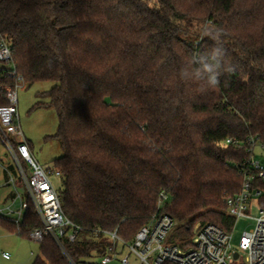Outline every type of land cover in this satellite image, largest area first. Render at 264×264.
I'll use <instances>...</instances> for the list:
<instances>
[{"label":"trees","instance_id":"trees-1","mask_svg":"<svg viewBox=\"0 0 264 264\" xmlns=\"http://www.w3.org/2000/svg\"><path fill=\"white\" fill-rule=\"evenodd\" d=\"M213 31L225 55L209 88L204 65L220 62ZM0 35L25 87L56 83L36 109L57 115L50 139L64 156L53 169L80 228L63 248L45 237L33 264H96L112 247L107 233L132 243L162 192L173 245L189 249L208 224L232 229L226 200L264 146V0H0ZM254 187L264 194L262 181ZM0 226L29 239L42 223L30 204L20 228Z\"/></svg>","mask_w":264,"mask_h":264},{"label":"built area","instance_id":"built-area-1","mask_svg":"<svg viewBox=\"0 0 264 264\" xmlns=\"http://www.w3.org/2000/svg\"><path fill=\"white\" fill-rule=\"evenodd\" d=\"M4 79L13 80L14 84H0V98L8 103L0 107V189L10 187L11 193L4 201L7 206L0 209V219L20 228L31 204L42 226L33 230L29 239L41 244L45 237H51L63 248L61 240L67 237L74 243L80 228L66 217L62 209L60 188L53 182V179L61 182V173L44 169L35 160L24 137L18 106L19 90L25 87V83L13 62L12 44L0 35V80ZM225 144L230 145L232 141L227 140ZM257 146L264 151V146L257 144L254 154ZM5 156L13 162L12 166L6 164ZM245 166L242 189L240 193L228 197L226 204L229 215L235 220L232 229L241 219H254L255 227L243 234L237 249L233 246L232 229L226 231L212 224L199 229L192 246L187 250L170 243V234L176 222L169 215L161 213L169 200V196L162 192L157 214L148 226L137 233L132 243H125L117 231L107 233L112 247L99 263L131 264L130 256L124 254L129 249L136 254L141 264H264V209L258 204L260 215L256 218L248 215L252 200L264 195L261 189L254 187L255 179L264 183V160L254 159L245 163ZM17 178L26 190V198L20 194ZM69 228L73 231L67 232ZM242 255H246L245 260ZM0 257L8 261L12 258L9 252L2 251Z\"/></svg>","mask_w":264,"mask_h":264},{"label":"rangeland","instance_id":"rangeland-1","mask_svg":"<svg viewBox=\"0 0 264 264\" xmlns=\"http://www.w3.org/2000/svg\"><path fill=\"white\" fill-rule=\"evenodd\" d=\"M55 86L56 83L43 82L19 90L18 108L24 137L30 146L35 160L46 170H53L54 161L64 156V152L57 141L50 139L58 130L59 122L57 115L53 110L36 109V105L39 102L37 95L48 92ZM255 154L257 160H262L264 151L257 146ZM5 162L7 165H13V162L6 156ZM16 180L20 194L23 198H26L25 188L19 182L18 178ZM53 182L58 189H61V182L58 179H53ZM10 193V187L0 189V209L7 206L6 204L4 205V201ZM248 215L252 218L260 215L257 199L252 200ZM235 226L231 232L234 236L233 246L237 249L243 234L251 231L255 227V221L254 219H241ZM0 251H7L12 256L11 261H5L0 257V264H33L36 258L41 256L39 243L7 230L4 231L1 226ZM124 254L130 256L131 264H141L139 258L131 250L126 249ZM242 257L245 260L246 255H242ZM96 264H100L99 260L96 261ZM112 264L118 263L114 262Z\"/></svg>","mask_w":264,"mask_h":264},{"label":"clouds","instance_id":"clouds-1","mask_svg":"<svg viewBox=\"0 0 264 264\" xmlns=\"http://www.w3.org/2000/svg\"><path fill=\"white\" fill-rule=\"evenodd\" d=\"M205 34L211 37V39L214 41V45L218 44L220 46V62L218 66L214 67L208 64L204 65V70L209 73L204 85L211 88V87H215L219 82L218 77L220 75V70H221V60L225 55V50L223 48V42L221 39L222 34L219 31L208 32Z\"/></svg>","mask_w":264,"mask_h":264},{"label":"crops","instance_id":"crops-1","mask_svg":"<svg viewBox=\"0 0 264 264\" xmlns=\"http://www.w3.org/2000/svg\"><path fill=\"white\" fill-rule=\"evenodd\" d=\"M3 229V228H2ZM4 230V229H3ZM5 231V230H4ZM3 252H5V251H3ZM7 252V251H6ZM3 260H5V259H3ZM11 260H12V258H11ZM11 260H9V261H11ZM5 261H8V260H5Z\"/></svg>","mask_w":264,"mask_h":264},{"label":"water","instance_id":"water-1","mask_svg":"<svg viewBox=\"0 0 264 264\" xmlns=\"http://www.w3.org/2000/svg\"><path fill=\"white\" fill-rule=\"evenodd\" d=\"M235 258H236V259L238 258V254L235 255Z\"/></svg>","mask_w":264,"mask_h":264}]
</instances>
